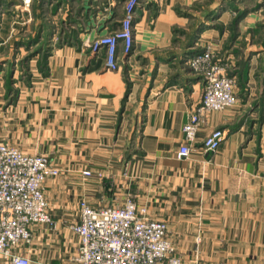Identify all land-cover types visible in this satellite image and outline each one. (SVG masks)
I'll use <instances>...</instances> for the list:
<instances>
[{"label":"crops","instance_id":"crops-1","mask_svg":"<svg viewBox=\"0 0 264 264\" xmlns=\"http://www.w3.org/2000/svg\"><path fill=\"white\" fill-rule=\"evenodd\" d=\"M124 12L125 0H0L9 30L56 34L44 68L11 103L0 81V141L60 168L42 186L52 222L33 223L21 251L31 264L67 262L79 200L97 207L131 195L168 223L186 264L196 249L200 264H264V0H141L131 52L119 49L111 70L87 44L117 31ZM24 39L0 47L7 54ZM207 44L217 59L237 58L242 89L233 106L205 114L190 154L178 157L202 94L188 57ZM213 128L225 135L207 151L200 141Z\"/></svg>","mask_w":264,"mask_h":264},{"label":"built area","instance_id":"built-area-1","mask_svg":"<svg viewBox=\"0 0 264 264\" xmlns=\"http://www.w3.org/2000/svg\"><path fill=\"white\" fill-rule=\"evenodd\" d=\"M31 0H23L29 6ZM141 0H125V12L117 31L96 37L94 49L102 48L107 68L119 67L118 51L132 49L133 21ZM191 72L202 80L199 103L188 112L182 130L184 139L178 157L190 154L204 116L236 103L235 76L229 65L217 59L211 44L188 57ZM224 130L213 128L201 139V146L215 151L224 138ZM60 168L46 153H28L6 141H0V258L10 264H31L21 251L31 241V225L51 223L43 183L56 176ZM83 174H90L83 170ZM78 218L71 228L78 235L76 252L62 264H182L174 254L165 220L147 216L127 196L122 204L92 206L78 202ZM38 264H43L39 262Z\"/></svg>","mask_w":264,"mask_h":264},{"label":"rangeland","instance_id":"rangeland-1","mask_svg":"<svg viewBox=\"0 0 264 264\" xmlns=\"http://www.w3.org/2000/svg\"><path fill=\"white\" fill-rule=\"evenodd\" d=\"M2 19V20H1ZM11 20V19H10ZM9 19H3V16H0V40L3 38L10 39V40H15V38H18L19 40L24 39L27 37V40H25V45H15L12 46L10 48L9 53L5 54V51H7V48H4L3 46L0 47V56H6V57H2L0 59V81H2L3 83V87L6 90V94L3 97V104L5 105L8 103H11L13 100H15L19 89L21 88L22 85H29L31 82V75L33 74V72L37 71L38 69H42L45 66L46 63V58L47 56L50 54L51 50L53 49V47H55V38H56V34L55 32L53 33L54 36L52 37V34L49 35V37H44V38H40L41 36L39 34H36L35 32H32L31 30L26 29L25 27H23L22 30H15V29H11L9 30V24L10 21ZM7 21V23H6ZM5 23L6 26H8V29L6 27L5 29ZM32 36V37H31ZM13 42V41H11ZM34 42L36 43V45L34 44ZM93 41H90L87 45V47L91 50V51H95L93 44ZM130 51H128L126 54L130 53ZM34 56H36V58H33ZM223 61H225L231 70L232 74H235V66L237 65L236 60L237 58L231 57V58H222ZM221 59V60H222ZM239 59V56H238ZM38 68V69H37ZM239 78L236 77L235 78V87L237 85V87L239 88V90H241V86H240V82H238ZM243 87V86H242ZM243 93H245V89L242 90V92L240 93L241 98L244 97ZM246 96V95H245ZM253 96V95H252ZM251 96V97H252ZM254 121L256 122V120H252V123H254ZM25 151V150H23ZM27 152V151H25ZM29 153V152H28ZM108 184L110 185L111 181L110 179L108 180ZM116 196H121V195H116ZM115 196V197H116ZM127 196H130L134 199L133 196L131 195H124V197L120 200L121 202H124L125 198ZM134 201L136 202V204L138 206H144L143 204H140L137 202V200L134 199ZM105 203H103L102 205H104ZM107 205H117V200L113 199L112 202L110 203H106ZM122 204V203H119ZM146 210H147V216L152 217V218H157L154 217L152 215H149L148 213V208L147 206H145ZM159 219H163V218H159ZM164 220V219H163ZM167 223V222H166ZM168 226V223H167ZM168 237L169 240L171 241L173 248H174V254L180 258L181 263L182 264H186L182 258V256L177 252L176 249V245H175V239L172 237L169 226H168ZM198 241V240H197ZM201 256L199 254V250L196 249L195 250V255L194 258L192 259V263L189 264H200L199 260ZM203 258V257H202ZM206 260V259H203Z\"/></svg>","mask_w":264,"mask_h":264}]
</instances>
